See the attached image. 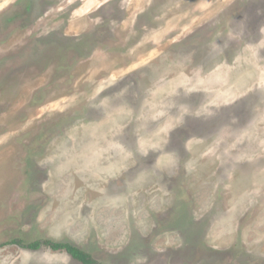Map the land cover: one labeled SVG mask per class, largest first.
I'll list each match as a JSON object with an SVG mask.
<instances>
[{
    "label": "rangeland",
    "instance_id": "obj_1",
    "mask_svg": "<svg viewBox=\"0 0 264 264\" xmlns=\"http://www.w3.org/2000/svg\"><path fill=\"white\" fill-rule=\"evenodd\" d=\"M264 264V0H0V264Z\"/></svg>",
    "mask_w": 264,
    "mask_h": 264
},
{
    "label": "trees",
    "instance_id": "obj_2",
    "mask_svg": "<svg viewBox=\"0 0 264 264\" xmlns=\"http://www.w3.org/2000/svg\"><path fill=\"white\" fill-rule=\"evenodd\" d=\"M9 243L17 244L19 246L27 247L30 249H38L42 246H47L53 250L65 251V253L68 254L72 259L80 262L81 264H101L85 250L66 241H56L44 238L25 243L22 241V239H12Z\"/></svg>",
    "mask_w": 264,
    "mask_h": 264
}]
</instances>
